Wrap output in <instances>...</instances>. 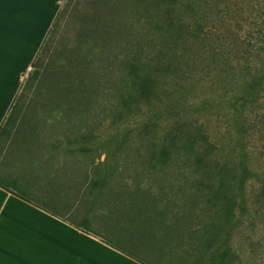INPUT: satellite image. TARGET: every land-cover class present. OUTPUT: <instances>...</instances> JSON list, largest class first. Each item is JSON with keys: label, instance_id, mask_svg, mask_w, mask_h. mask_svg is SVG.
<instances>
[{"label": "trees", "instance_id": "16d2710c", "mask_svg": "<svg viewBox=\"0 0 264 264\" xmlns=\"http://www.w3.org/2000/svg\"><path fill=\"white\" fill-rule=\"evenodd\" d=\"M106 1L92 0L88 10L76 12L81 34L70 42V68L60 75L51 60L55 37L69 6L70 17L79 9V0L66 1L0 130V153L8 156L16 140L21 171L33 172L36 159L22 157L50 146L58 160L51 179L62 194L70 191L71 209L83 208L80 222L60 215L147 264H243L232 234L246 208L237 194L244 176L232 183L234 167L208 149L200 125L174 117L179 115L175 107L163 110L173 122L162 129L157 121L162 113L157 103H166L184 86L182 74L201 50L206 31L197 0H136L133 15L113 14L104 22L97 7ZM116 8L110 0L109 12ZM116 34L124 39L115 41ZM113 38L112 46L104 44ZM46 80L53 88L67 84L72 101L79 96L86 101L46 110L37 106L34 94ZM90 83L103 94L102 110L113 116L111 124L154 112L151 129L144 130L148 141L132 145L107 134L108 125L92 112L97 94L92 98L86 92ZM38 117L66 120L67 137L43 139L33 120ZM0 183L20 192L17 180L0 177Z\"/></svg>", "mask_w": 264, "mask_h": 264}, {"label": "rangeland", "instance_id": "374dc122", "mask_svg": "<svg viewBox=\"0 0 264 264\" xmlns=\"http://www.w3.org/2000/svg\"><path fill=\"white\" fill-rule=\"evenodd\" d=\"M24 1L26 3L21 4L22 0H10V3L15 4L6 8L0 5V54L12 55L16 41L26 29L27 17L32 15V4L36 0ZM91 1L79 0L77 5L79 9L71 17L69 6V14L65 16L62 21L64 23L55 37V54L51 60L53 68L59 71L60 75L68 71L64 67L70 68V42L73 41L75 34L76 39L81 34L78 33L80 16L76 12L88 10ZM113 1L117 7L113 13L109 12L110 0H107L104 6L101 4L97 7L104 22L109 21L113 14L133 15L131 7L136 0ZM204 2L205 0H197L196 4L201 10L199 14L203 18L206 31L198 43L201 50L194 54L192 64L187 66L182 74L184 86L178 87L177 91L173 92V97L166 99V103H157L160 106L157 111L162 110L157 121L159 127L164 129L173 121L166 116L170 113L163 114V110L175 107L179 115L174 117L183 121L191 120L200 125L207 133V141L210 142L208 149L210 148L212 153L215 151L219 160L226 161L234 167L236 174L232 183H235L238 175L244 176L242 189H238L237 194L238 203L243 197L246 208L233 231L232 245L240 254L243 264H264L263 1L209 0L210 5L203 7ZM125 5L129 6L125 8ZM26 6L30 10H25ZM116 35L118 38L115 41L124 39V36ZM114 38L105 41L104 44L112 46ZM76 53L78 56L80 52ZM84 75L94 76L93 73ZM39 90L41 93L34 94L33 101L45 110L60 104L70 105L76 101H86L82 96L72 101L67 84L65 88L59 85L53 88L46 80L42 82ZM86 92H92L90 93L92 98L94 93L97 94L91 101L92 103L97 101L96 111L94 107L91 109L93 113L98 114V123L100 120L108 125L107 134L115 135L118 139H129L132 145L148 141L150 137L144 138V130L151 129L149 123L153 117L155 118L154 112L144 110L135 117L117 119L111 124L113 116L110 112L105 113L102 110L104 103L101 101L103 94L100 89L90 83ZM33 120L38 123L37 131L43 139L49 137L65 139L68 135L66 131L70 125L66 120L40 117ZM23 126L26 127L27 123ZM155 127L157 129L158 126ZM100 132L103 133L102 130ZM42 149L49 151L52 148L44 145ZM103 157L104 154L101 158ZM49 160L50 158L45 159ZM51 185L53 188L54 183Z\"/></svg>", "mask_w": 264, "mask_h": 264}, {"label": "crops", "instance_id": "0c3cea01", "mask_svg": "<svg viewBox=\"0 0 264 264\" xmlns=\"http://www.w3.org/2000/svg\"><path fill=\"white\" fill-rule=\"evenodd\" d=\"M66 1L33 2L32 15L27 17L26 29L16 41L13 54H0V130ZM12 4L15 2L0 0L4 8ZM25 10L30 8L26 6ZM16 143H12L8 156L0 153V177L17 180L21 192L0 183V264H147L62 217L60 214L65 213L80 222L83 208L71 209L70 191L62 194L57 180L51 179L57 156L42 148L25 154L23 159L36 160L33 172H23Z\"/></svg>", "mask_w": 264, "mask_h": 264}]
</instances>
